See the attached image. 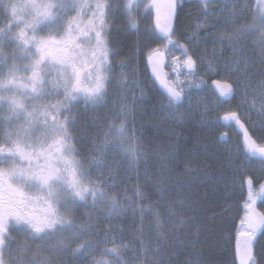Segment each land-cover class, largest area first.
Segmentation results:
<instances>
[{
    "label": "snow or ice",
    "instance_id": "obj_1",
    "mask_svg": "<svg viewBox=\"0 0 264 264\" xmlns=\"http://www.w3.org/2000/svg\"><path fill=\"white\" fill-rule=\"evenodd\" d=\"M210 2L201 0L204 19L209 16L215 19L224 17L223 7L219 13L208 12ZM249 6L247 0L243 4L236 0L228 16L224 17V24L234 25ZM0 7L5 13L4 22L0 24V64L7 68L6 72L0 73V264H54L51 256L58 255V250L77 241L83 243L74 249V255L84 257L94 251L89 237L95 225L91 218L77 223L75 213L78 209L88 208L89 201L92 208L101 204L110 205L111 213H121L120 202L108 195L88 170L105 171V153L112 146L126 154L127 168L135 170L136 185L127 207L132 210L134 221L135 213L140 214L139 227L133 230V241L138 242V246L133 242H130L131 246L117 244L105 235L96 239L95 247L111 242L113 247H105L101 255L115 257V264H174L168 253L177 252L183 244L180 229L192 222L184 212L188 201L181 191L182 185L163 178L167 160L172 157L161 158L158 178L152 180L148 160L158 154L150 157L147 151L150 145L132 143L135 130H130L128 123L135 116L130 105L144 104L146 96L144 88L135 79V70H127V62L121 61L120 69L113 72L109 58L115 53L109 47L108 22L116 13H122L129 29L138 33L137 17L143 11L145 18L150 20L154 10V24L149 23L145 31L161 47L151 49L147 61L153 83L158 81L163 88L167 100L164 110H173L185 100L191 101L192 93H185L181 77L189 80L187 88L193 89L197 87L196 77H201L200 85L206 83L202 78L204 76L219 77L213 80L216 85L213 94L217 90L219 93L216 100L219 108L231 105L241 89L247 95L249 60L239 56V46L249 36L258 34L257 42L264 55V0H258L252 22L236 27L231 33H220L223 25H211L216 31L207 33V37L213 44L221 45V49L227 42L236 53L231 63L219 58L215 48L207 60L204 55L194 58L190 47L180 43L181 39L192 41L200 37L196 33L187 37L179 35L177 0H166L163 4L160 0H124L123 4L96 0L94 6L88 0H49L47 3L24 6L29 9L26 15L21 11L22 6L11 0L7 3L0 0ZM85 10L90 13L87 22L81 18ZM72 11H76L77 15L71 16ZM205 26L198 23L197 32ZM5 40L16 45L11 61L4 51ZM171 49L181 51L182 63L181 58L168 55ZM17 56L26 61L22 67L16 62ZM166 57L172 61L170 65L165 64ZM201 66L203 73L198 70ZM165 67L171 68L175 78L163 71ZM222 72L236 76L235 88L231 83L222 82L225 81ZM130 76L132 83L140 87V96H133L131 101L128 99ZM111 87L117 90L112 102V122L97 124L93 120V125L100 128L104 139L97 143V139L90 137L86 129L81 130L77 137V118L73 109L78 108L81 102L85 110L88 107H107L106 98ZM207 111L208 106L205 105ZM229 111L230 116L225 119L234 120L237 124L246 115H238L239 106L237 110ZM140 135L146 140L151 139L147 132L142 131ZM245 138L249 152L253 156L259 153L264 157V147L255 148V142L251 141L247 132ZM85 141H90L92 145L87 156L77 150V145H83ZM78 156L88 161V168L77 159ZM141 162L145 165L142 176L139 171ZM120 167L122 165L118 164L117 169ZM117 169H107L109 180L106 183L101 181L104 187L114 189L120 182L113 175ZM248 185L245 212L239 218L240 226L235 228V251L240 264H257L252 251L253 238L257 233L264 238V215L256 213L252 207L256 194L251 190V179ZM260 187V194H264V185ZM172 193L176 194L175 197ZM13 230L37 242L38 250L47 247L49 256L29 260L23 257L6 259V252L11 256ZM145 232L150 233L152 239ZM242 236L245 237L243 240ZM54 238H58L56 243H53ZM226 239L230 242L232 235L229 234ZM18 248L27 252V239ZM92 264L112 262L101 259L93 260Z\"/></svg>",
    "mask_w": 264,
    "mask_h": 264
},
{
    "label": "rangeland",
    "instance_id": "obj_2",
    "mask_svg": "<svg viewBox=\"0 0 264 264\" xmlns=\"http://www.w3.org/2000/svg\"><path fill=\"white\" fill-rule=\"evenodd\" d=\"M252 1L253 0H247L250 5L249 8L244 11L239 19L236 20L234 25L224 24V17L228 16V11L232 8V5L236 0H211L207 6L209 13H219L222 7L225 9L224 17H221L220 19H215L212 16H209L207 20H205L201 2L185 7V13L191 17V23L189 27H184L183 25L178 24L180 30L179 35L181 37H187L196 33L200 39L196 40L194 38L192 41L181 39L180 43L186 44L190 47L194 58L204 55L207 60L208 57L212 56L213 49L215 48L216 54L219 58L226 59L231 63V58L236 56L233 49L227 44V42H225L223 49H221V45L213 44L211 42L207 37V33L216 31V29L211 27L213 24L223 25V27L219 29L220 33L225 31L231 33L236 27L251 23L253 19L252 13L255 11L258 3V0H255L254 4ZM4 2L7 3L8 0H4ZM11 2L21 5V11L26 15L29 9L24 6L32 3H47L49 0H11ZM111 2L123 4L124 0H111ZM245 2L246 0H239L240 4ZM88 3L94 6L96 0H88ZM4 15V10L0 7V24L4 22ZM76 15V11L71 12V16ZM89 17L90 13L85 10L84 13H82L81 18L87 22ZM152 22L153 12L152 17L149 20L145 18V14L142 11L141 15L137 17V23L140 29L137 33L129 29L127 19L122 13H116L115 17L109 20L107 25V31L110 33L108 36V40L110 41L109 47L111 52L115 53L114 55H110L109 61L113 65L114 73L120 69L121 61H125L128 63L127 70L131 71L134 69L136 72L135 79L139 81L140 84L143 82L145 76V62L141 60V57L143 58V55L149 47L153 48L154 46V43L150 41V35L145 29L148 27L149 23ZM198 23L206 24V26L200 28L197 32L196 25ZM17 31H19V29H17ZM115 34L118 36H123L125 34H128L129 36L134 35L139 43L140 41H143L141 44H143L144 51L142 52L140 47L139 51L136 52V57L133 56L131 60H125L118 57L117 52L114 51L113 39ZM257 41L258 34L255 36H249L244 43L239 46V56L247 57L249 60V83L247 85V95H244V89H241L237 98L231 105L225 104L217 108L216 100L218 95H214L212 90L207 92H197L192 96L190 102L185 100L181 106H178L173 110L165 111L164 109L167 108V104L162 107L157 106L156 104H151L150 100L152 99L149 97L148 92L143 86L146 102L142 105L140 104V108L139 103L138 108L136 107V104L130 105L133 107L135 116V119H130L128 123L130 130L134 129L137 124H141L140 122L145 120V123L141 124H146L145 127H143V129L145 128L144 132H146L147 128H151L154 130V134L159 136V140L155 143L154 149L149 156L153 157L154 153L158 155L148 160L149 169L155 167L158 178V169L162 163L161 158L170 155L172 158L167 160V168L164 170L165 174L163 178L172 183L182 185L181 191L188 201L184 212L189 218H191L192 222L185 228L180 229V239L183 241V244L177 252L173 253L170 251L168 253V256L174 261V264H233V262L234 264H238L235 244L232 240L233 238L227 245L228 247L226 249H219L217 247L219 255H210L211 253H209L208 248L211 246H208L209 244L214 243V236L207 227H204L206 223L200 221L199 217L206 216L209 206L212 205L214 200L236 196L241 200L238 205L241 213H237L236 216L228 214L225 216L224 221L227 223L235 221V224L239 223L240 226L239 218L244 215V204L248 200V198H245L247 194L246 176L249 172H254L255 177L260 179V176L262 175V169L253 161V157H261L259 153L255 156H249L251 155L249 150H247V152L240 144L233 143L232 140L221 141V136L224 133L235 136L241 135L239 127L240 125H245L248 133L251 134L252 140L255 144H258L257 148L264 147V114H262L264 113V109H262V105H264V95H262V93H264V87H262V82H264V69L262 66L264 55H262L261 48ZM4 43L6 45L4 51L7 53L9 61H11L12 53L16 45L14 43L10 44L8 40H5ZM196 44H199L200 46L193 47V45ZM16 62L22 67L23 63L26 61L17 56ZM201 71L203 73V66H201ZM221 74L225 76L226 82L233 84L235 87L237 79L235 75L229 76L227 73L223 72ZM218 78L219 77H215L212 79ZM128 87L130 89L128 92L129 101H131L133 96L137 98L140 96V88L132 83L131 76L129 77ZM108 92L109 95L106 98L107 107H88L85 110V106L81 102L78 108L73 109V114L77 118L75 128V135L77 137L80 136L81 130H85L84 127L87 124L84 121L90 118V126L95 130L92 138L97 139V143L104 139L102 133H100L102 136L98 134L100 128L93 125V120H96L97 124H108L112 122L110 119L113 115L112 102L117 96V90L115 87H111L108 89ZM205 105L208 106L207 112H205ZM237 106H239L238 115L246 114L244 115V118L240 120V124H237L234 120L225 119V117L230 116L229 110L231 109L232 111H235L237 110ZM102 107H104L105 114L95 119V115L100 114L95 112L101 111ZM0 113H2V110H0ZM180 117H183L186 122H181L179 119ZM187 126H191L192 130L188 131ZM0 135H2V133H0ZM241 137L242 136H240V138ZM78 147H81L84 152L88 153L92 145L90 141H85L83 145L78 144L77 149ZM189 156H192L193 161L196 160V163L199 162V166L198 164L190 166L188 163ZM261 159H264V157H261ZM168 173H170V175H168ZM260 193L261 191L254 195L255 203L262 201L264 194ZM175 195V193H172L173 197H175ZM260 209L264 213V206H260ZM236 227H234V238H236ZM12 235L14 237L13 243H15V245L13 249L11 248V256L8 252L5 253L6 259L23 257L25 260H29L49 256V250L47 247L38 250L37 242H33L30 238H26L23 234L16 232L15 230H13ZM227 235L222 237L223 241L227 240L226 237L229 236ZM243 237L244 236L241 238ZM22 239L23 243L27 239V244L29 245V250L27 252L18 249L17 245H20V243L17 241ZM57 239L58 238H54L53 243H56ZM253 241L254 257L257 264H264V238H261L260 235L255 236ZM15 246L17 247L15 248ZM76 248V242H73L67 248L58 250L59 254L52 255L51 259L54 261V264H78L79 255H74V249ZM213 248H216V246ZM220 253H223V255Z\"/></svg>",
    "mask_w": 264,
    "mask_h": 264
},
{
    "label": "trees",
    "instance_id": "obj_3",
    "mask_svg": "<svg viewBox=\"0 0 264 264\" xmlns=\"http://www.w3.org/2000/svg\"><path fill=\"white\" fill-rule=\"evenodd\" d=\"M252 3H255V0L252 1ZM192 5V4H191ZM188 9V8H187ZM184 6H179L177 10V24H181L184 27H189L191 23V17L186 15L184 10ZM133 36V37H132ZM129 36L128 34H125L123 36H118L114 35V51L117 52L118 57H121L122 59H130L134 56L136 57V52L139 51L141 47V51L143 52V41H137L134 35ZM150 41L154 43L153 48L161 47V45L157 42H154L153 39L150 36ZM185 41V40H183ZM139 45V47H137ZM146 50L145 54L143 55V58L141 57V60L145 62V76L143 78V82L140 84V87H144L146 91L149 94V97L152 99L150 100L151 104H156L157 106H165L167 104V100L163 94V88H161L158 83L156 82L155 84L153 83V79L148 73L147 69V59H146V54L149 53L151 49ZM136 49V50H135ZM172 57H179L181 58V63H182V53L179 49H171L170 52L168 53ZM172 62H169L168 64L170 65ZM263 69H264V62L262 64ZM7 68L4 67L3 64H0V72L6 71ZM201 73V67L198 69ZM167 71L170 73V76L175 78V73L172 72L170 67H167ZM205 80L204 85L199 84V80L201 77H196V83L197 87L193 89L187 88V85L189 84V80H185L184 77H181V80L183 81V85L185 86V93L191 92L192 96L197 93V92H207V91H212V82L214 79L204 76L202 77ZM191 79V78H190ZM135 85V84H134ZM139 87V88H140ZM132 99V98H131ZM146 105V104H145ZM181 106V105H180ZM136 107L138 108V103L136 104ZM143 107V106H142ZM140 108V104H139ZM95 113H100L99 115H95V119L98 118L99 116H103L105 114L104 107L101 108V111H96ZM146 115V113H145ZM149 116V114H148ZM147 117V116H146ZM182 121L186 122V120L183 117L179 118ZM93 120V119H92ZM148 120V118H147ZM82 121V120H78ZM87 125H85V129L89 133V135L92 137L94 134L93 132L95 131L92 126H90L91 119L89 118L88 120L84 121ZM180 122V123H181ZM142 123H145V120H143ZM147 123V122H146ZM137 124L134 127L135 130V138L132 140V143L138 144V143H146L147 145H150L147 148V151L149 155L152 153L155 143L158 142L159 136H156L154 134V130L151 128H147L146 132L149 134L151 137L150 140H146L144 137L140 135V133L144 130L143 127L145 125ZM129 127V125H128ZM99 130V129H98ZM187 130L190 131L192 130L191 126H187ZM99 132L98 134H100ZM101 135V134H100ZM102 136V135H101ZM101 139V137H100ZM229 140H232L233 143L240 144L242 148H244L246 151L248 150L245 142H242L240 135L235 136L231 135ZM78 151L84 153V156H87V152H84V150L81 149V147L77 149ZM248 152V151H247ZM77 159H80L84 164L85 167L88 168V161L84 159L83 156H78ZM105 165L106 169L105 171H97L95 168H89L88 170L91 172L93 180L97 183L100 184L101 188L110 196H113L120 204L122 205V211L120 214H113L111 213L110 205L105 206L104 204L98 205L96 208H92L90 206V201H89V207L88 208H81L78 209L75 213L76 221L77 223H84L85 221H88L89 218H91L92 222L94 223V231L93 234L89 237V239L93 242L94 244V251H92L89 255L80 257L79 256V262L78 264H92L93 260H107L112 262V264H115V257L111 255H106L102 256L101 253L104 251V248L107 247L111 249L113 247V244L110 242L109 244L105 245H99V247H95V241L97 238H103L105 235L108 236L109 241H115L117 244L123 243L125 245H130V242H133L138 246V242L133 241V237L135 235L134 229L139 227V212L135 213V221L133 220V212L132 210L127 207L129 200L133 198L134 194V188L136 185V175H135V170L134 169H129L127 168V157L124 152L119 151L118 149H115L114 146H112L106 153H105ZM196 161V160H195ZM192 159V156L188 157V163L190 166H193L194 164H198L199 162H195ZM193 163V164H192ZM255 163L257 164L258 167L262 169V175L260 176L261 178L255 177L254 172H249L247 174V179H251L252 185H251V190L254 194H257L261 191V185L264 184V159L261 158H255ZM122 165L119 169H117V165ZM144 163H140L139 171L141 176L143 175L144 171ZM117 169V172L114 173L113 175L115 178L120 181L114 189L112 188H107L104 187V184L101 183V181H104L105 183L109 180V174L107 172V169ZM150 175L152 180L157 179L156 175V169L155 167H151L149 169ZM99 178V179H97ZM141 185L144 184L143 179L140 181ZM247 188V194L245 198H248L249 194V185H246ZM240 199L238 197H229V198H219V200H214L212 202V205L209 206V210L207 211L206 216L199 217L200 221H204L206 224L204 227H207L214 236V243L209 244L208 248L210 255L212 256H217L218 251L217 247L220 249H226L229 244L228 240H222V237L225 235H232V240L235 243V238H234V225L239 226V223L235 224V221H230V223H227L224 221V218L228 214H233L236 216L237 213H240V209L238 208V205L240 204ZM262 206H264V200L261 201L260 203ZM195 216V214H194ZM147 222V217L145 218ZM205 219V220H202ZM111 223V226H110ZM203 227V228H204ZM146 236H149V239H151V234L148 232H145ZM227 235V236H228ZM17 241V240H15ZM20 244H23V239L17 241ZM79 243H83V241H77L76 242V247L78 246ZM15 243H12L11 248H14ZM19 245V244H18ZM17 245V246H18ZM15 246V248L17 247ZM131 246V245H130ZM216 246V248H213ZM19 249V248H18ZM223 255V253H220Z\"/></svg>",
    "mask_w": 264,
    "mask_h": 264
},
{
    "label": "water",
    "instance_id": "obj_4",
    "mask_svg": "<svg viewBox=\"0 0 264 264\" xmlns=\"http://www.w3.org/2000/svg\"><path fill=\"white\" fill-rule=\"evenodd\" d=\"M192 1H193V2H197V1H199V0H192ZM160 2H161V4H163V3H166V0H160ZM153 14H154V18H153V24H154V20H155V11H154V10H153ZM165 62H166V60H165ZM148 71H149V74L152 76L151 68H150L149 65H148ZM163 71L166 73V69H165V68L163 69ZM222 82H224V81H222ZM159 85H160V83H159ZM160 86H161V85H160ZM161 87H162V86H161ZM233 87H234V86H233ZM212 88H213V90L216 89V85L214 84V82L212 83ZM216 93L219 95L218 90L216 91ZM222 138H223V139H226V138H227V135H223ZM252 207L255 208V212H256V213L261 214V215H264V213L259 209V207H258L257 204H253ZM242 240H243V239H242ZM252 251H253V250H252ZM239 262H240V260H239Z\"/></svg>",
    "mask_w": 264,
    "mask_h": 264
},
{
    "label": "flooded vegetation",
    "instance_id": "obj_5",
    "mask_svg": "<svg viewBox=\"0 0 264 264\" xmlns=\"http://www.w3.org/2000/svg\"><path fill=\"white\" fill-rule=\"evenodd\" d=\"M191 4H185V6L187 7H189ZM246 130H247V127H246ZM243 133V135H242V137H243V139L245 140L246 138H245V132H242ZM229 135V134H228ZM248 136H250L249 134H247ZM230 136V135H229ZM229 138V137H228ZM250 139H251V137H250ZM227 140H229V139H226V141ZM221 141H222V139H221ZM252 141V140H251ZM257 146H258V144H255V148H257ZM249 156H253L252 154L251 155H249ZM255 158H259L258 156L257 157H253V161H254V163H255ZM256 164V163H255ZM257 165V164H256ZM247 182H248V180H247ZM264 185V184H263ZM263 200H264V197H263Z\"/></svg>",
    "mask_w": 264,
    "mask_h": 264
}]
</instances>
